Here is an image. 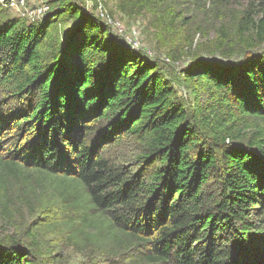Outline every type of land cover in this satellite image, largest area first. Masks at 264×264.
Segmentation results:
<instances>
[{
  "label": "trees",
  "instance_id": "obj_1",
  "mask_svg": "<svg viewBox=\"0 0 264 264\" xmlns=\"http://www.w3.org/2000/svg\"><path fill=\"white\" fill-rule=\"evenodd\" d=\"M56 3L44 23L0 22V146L10 130L15 141L0 150V197L14 171L38 172L58 199L85 190L81 214L96 213L76 221L75 240L138 242L150 264H264V15L245 19L256 34L231 62L193 59L188 107L83 0ZM151 4L118 0L130 17ZM129 140L132 158L112 153ZM0 264L41 263L12 242Z\"/></svg>",
  "mask_w": 264,
  "mask_h": 264
},
{
  "label": "rangeland",
  "instance_id": "obj_2",
  "mask_svg": "<svg viewBox=\"0 0 264 264\" xmlns=\"http://www.w3.org/2000/svg\"><path fill=\"white\" fill-rule=\"evenodd\" d=\"M58 7L56 0H0V22L44 23L53 18ZM82 7L111 27L120 47L138 51L154 62L188 107L194 97L184 75L193 67V59L200 56L231 62L235 53L246 49L243 42L248 34L253 39L256 34L243 31L245 19L264 15V0H152L151 6L132 17L120 11L118 0H83ZM64 29L65 36L74 32L69 23ZM8 132L0 146L6 156L12 155L15 142L12 131ZM138 151L137 142L129 140L112 153L132 158ZM13 173L0 197L1 244L24 245L38 255L41 264H150L143 260L144 245L138 242L106 247L109 241L97 243L91 230L78 240L71 237L81 231L76 221L96 213L81 214L89 205L79 186L67 187L68 200H61L52 178L38 172Z\"/></svg>",
  "mask_w": 264,
  "mask_h": 264
}]
</instances>
